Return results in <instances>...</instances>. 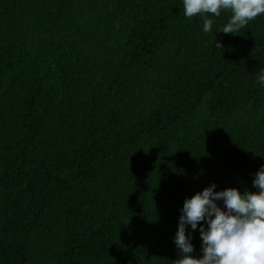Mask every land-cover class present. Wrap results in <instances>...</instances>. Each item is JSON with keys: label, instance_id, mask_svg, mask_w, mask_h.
<instances>
[{"label": "trees", "instance_id": "obj_1", "mask_svg": "<svg viewBox=\"0 0 264 264\" xmlns=\"http://www.w3.org/2000/svg\"><path fill=\"white\" fill-rule=\"evenodd\" d=\"M230 17L0 0V264H175L186 197L257 191L264 14L217 32Z\"/></svg>", "mask_w": 264, "mask_h": 264}, {"label": "clouds", "instance_id": "obj_2", "mask_svg": "<svg viewBox=\"0 0 264 264\" xmlns=\"http://www.w3.org/2000/svg\"><path fill=\"white\" fill-rule=\"evenodd\" d=\"M182 4L185 17L202 18L204 33L212 31L209 14L218 17L221 10L231 12L230 20L217 30L225 34L236 33L264 14V0H182ZM215 44L224 48L219 40ZM256 80L264 88V65ZM252 184L257 191L241 192L231 186L217 191L212 183L185 198L173 238L179 252L175 264H264V164L253 174ZM198 225L202 255L195 256L192 240Z\"/></svg>", "mask_w": 264, "mask_h": 264}]
</instances>
